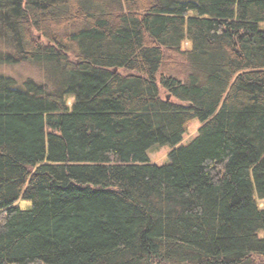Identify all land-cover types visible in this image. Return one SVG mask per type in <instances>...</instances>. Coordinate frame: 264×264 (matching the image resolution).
<instances>
[{"label": "trees", "instance_id": "1", "mask_svg": "<svg viewBox=\"0 0 264 264\" xmlns=\"http://www.w3.org/2000/svg\"><path fill=\"white\" fill-rule=\"evenodd\" d=\"M4 66L0 264H264V0H0Z\"/></svg>", "mask_w": 264, "mask_h": 264}, {"label": "rangeland", "instance_id": "2", "mask_svg": "<svg viewBox=\"0 0 264 264\" xmlns=\"http://www.w3.org/2000/svg\"><path fill=\"white\" fill-rule=\"evenodd\" d=\"M0 74L5 76L15 78L19 83L20 87L22 83L28 78L35 79L39 82H44L45 77L41 71L30 67V66H4L0 68ZM69 105H72V100L69 101ZM201 126L200 121L194 120L188 127V132L184 137L182 144L189 145L194 138L197 136L198 130ZM171 152V147L169 145L164 146H154L149 152V158L151 163H156L159 165H165L170 163L169 154ZM262 209H264V201H258ZM20 206L24 210L31 209L32 202L30 201H20ZM260 237L264 238V231L260 232Z\"/></svg>", "mask_w": 264, "mask_h": 264}]
</instances>
